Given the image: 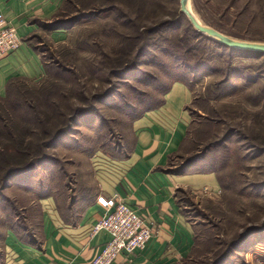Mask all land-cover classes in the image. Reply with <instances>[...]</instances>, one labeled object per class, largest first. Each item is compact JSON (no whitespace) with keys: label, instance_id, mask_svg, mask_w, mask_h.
<instances>
[{"label":"rangeland","instance_id":"rangeland-1","mask_svg":"<svg viewBox=\"0 0 264 264\" xmlns=\"http://www.w3.org/2000/svg\"><path fill=\"white\" fill-rule=\"evenodd\" d=\"M180 1L62 0L58 12L61 10L60 15L63 18H81L88 12L96 15L89 14L77 23L66 25V29H60V35L55 40L50 36L55 31L49 33L41 27L35 43L40 45V52L44 56L46 74L36 81L18 80L12 86L13 97L10 98L8 94V99L6 98V102L2 104L1 114L6 117L7 122H12V126L25 122L19 110L11 109L10 101L15 105V102L25 99L28 102L38 100L40 107H43L45 99L40 94L43 89H46V92L57 90L55 95L57 98H63L62 92L67 93L74 105L79 102L76 98L79 92L90 96L104 91L108 86L106 62L113 57L116 60L124 59L127 53L123 52L121 55V50L128 49L132 42L127 44V38L138 31L143 33L155 21L168 18L176 8L181 9ZM190 9L200 22L226 35L238 40L264 42V0H190ZM186 26L185 23L183 29L162 32L155 38L161 46L168 47L171 39L186 35ZM126 44L128 46L125 47ZM170 50L181 51L179 47ZM155 52L157 57L150 55L147 60L157 64H145L143 66L145 71L158 77L165 87L173 80L183 77L182 70L176 68L177 63L171 57L162 51ZM63 67L73 71L75 75L71 78L64 73L58 74ZM146 77H137L138 80L123 83L120 86L123 95L117 96L116 100L120 105L117 107L112 104L104 105L98 111L107 120L105 125L115 123V130L109 131L114 140L111 142L119 139L122 122H131L133 119L125 116V113L131 112L129 102L137 107L141 105V101L149 97L162 98L160 90L163 87L155 88L154 85H148ZM214 78V75H202L191 80L193 100L187 104V108L192 116V122L197 123L191 127L180 154L183 158H188L197 151H202L208 143L226 138V141H221L211 148L204 164L206 167H213L220 175L223 187L220 185V195L215 198L206 195L211 193L208 189L200 194L203 195L202 199H194L188 195L186 201L191 208L190 215L200 225L197 229L198 241L194 258L186 264H212L215 255L218 252L223 253L239 233L248 227L264 224V153L258 154L255 150L258 142L264 140V101L260 106H253L245 100L246 94L238 89L234 90L233 87L226 92L231 94L230 97L212 101L206 98V90ZM232 82L240 84L242 81L234 79ZM263 83L264 81H261L258 85ZM94 120L96 124L100 122L97 117H94ZM83 121L89 122L87 119ZM228 130L231 137H226ZM2 135L0 125L1 138ZM100 138L93 127L82 124L75 129L74 135L62 138L49 152L61 159L65 169L69 171L76 167L75 153L86 151L90 146L96 148L97 144H103ZM182 160L179 155L175 162L180 163ZM38 175L36 171L29 173L24 176V180L13 182L6 191L7 196L14 200L18 208L19 221L22 217L19 202L22 198L25 199L24 194H27L25 185L38 183ZM60 181L59 175L52 177L49 180L50 187H58ZM17 183H21V186ZM10 206L11 204L5 205L0 202V214L5 216L4 208H7L8 217H5V221L13 219L8 213L11 210ZM259 232L254 233L251 239L243 243L241 250L234 251L225 264H256L247 259L245 251L252 244L264 245V233Z\"/></svg>","mask_w":264,"mask_h":264},{"label":"crops","instance_id":"crops-1","mask_svg":"<svg viewBox=\"0 0 264 264\" xmlns=\"http://www.w3.org/2000/svg\"><path fill=\"white\" fill-rule=\"evenodd\" d=\"M61 3L0 0V13L22 37L20 49L0 61V100L7 97L12 82L45 76L44 58L35 43L41 31L38 21L52 20ZM59 31L50 36L55 40ZM165 100L131 122H122L120 153L111 155L95 146L77 151L76 167L68 171L71 185L61 180L58 187L45 192L40 182L27 184L25 199L19 202L21 220L11 215L13 219L5 221L6 211L5 216L0 214V264H86L111 240L105 230L93 234L94 225L109 210L99 197L125 200L154 231L146 248L121 254L112 264H186L191 260L197 221L186 200L188 195L202 199L205 189L211 190L207 196L218 197L221 184L214 170L199 163L183 172L174 171L192 125L187 108L192 91L177 81ZM58 175L55 168L42 174V179L47 183ZM245 254L249 261L264 264L262 243L252 244Z\"/></svg>","mask_w":264,"mask_h":264},{"label":"trees","instance_id":"trees-1","mask_svg":"<svg viewBox=\"0 0 264 264\" xmlns=\"http://www.w3.org/2000/svg\"><path fill=\"white\" fill-rule=\"evenodd\" d=\"M60 12L61 10L48 22L38 21L41 27L50 33L56 30L66 29V25L77 23L89 16V14L96 15V13L88 12L83 14V16L81 15V18L68 19L66 17L63 18ZM185 23L187 24L185 28L186 35L171 39L168 47L161 46L158 43L155 38L158 34L183 29ZM127 41V44L130 41L132 42H130L129 46L127 44L125 45V47L128 46V49L121 50V55L127 53L125 54V58L116 60L113 57L109 62H106V67H108V86L104 91L90 96L84 92H79V94H76V98L79 101L76 105L72 103L71 97L65 92H62L63 98H57L55 96L57 90L54 91L53 89L48 92H46V89L41 90L42 92L40 94L45 99L43 107H40L38 100L28 102L25 99L21 102H15V105L10 101L11 109L13 111L19 110L25 119V122H19L17 126H12V122H7L6 117L0 112L1 133H3L2 138L0 137V202L5 205L11 204L9 214L19 215L14 200L7 196L6 191L13 185V182L24 180V176L29 173L34 171L38 172L40 188L45 190V192L52 189L49 182L46 183L42 179V174L49 173L55 168L58 169L59 176L62 178L61 180L71 185L72 176L65 169L62 164L63 161L51 154L49 150L54 149L62 138L74 135V131L79 125H90L101 136L100 139L103 141V144H97V150H106L111 155L121 152L123 149L121 137L119 136L116 142H111L114 140L109 135L111 129L115 130V123L110 122L112 124L105 125L104 123H107V120L98 111L104 105L112 104L115 107L120 105V102L118 103L116 100L117 96L122 94L120 86L123 83L129 82L130 80H138L137 77L147 76L146 83H149L148 85H154L155 88L163 87L160 90L162 92V98L149 97L141 101V105L139 104L137 107L129 102L131 112L125 113V116L132 117L133 119H136L145 111L162 106L165 103L164 96L170 91L171 85L174 82H183L192 89L191 80L198 79L202 75H214L215 77L213 83L206 90V98L212 101L221 100L226 96L230 97L231 94L226 93L230 87L246 94L245 100L253 106H260L264 101V83L258 85L261 81H264V52L237 49L220 43L207 34L198 31L190 19L179 8H176L168 18L155 21L143 33L138 31L132 37H128ZM175 47H179L182 52H173L170 50V48L175 49ZM155 51H162L171 57L177 63L176 68L182 70L183 77L173 80L168 87H165V84L158 77L149 74L143 69L145 64H157L147 60V57L150 55L157 57ZM155 60L158 61V59ZM60 73H64L68 75L67 77L71 78L75 75L73 71L65 69L64 67L61 68L58 74ZM234 79H240L242 82L240 84H234L235 82H232ZM17 81L9 85L8 94L10 98L14 95L12 86ZM255 88L259 89L255 91ZM255 92L257 93L255 94ZM6 98L0 100V111H3V107L1 106L6 102ZM214 111L216 112V110ZM94 117L99 118L100 122L96 124ZM85 119L89 120V122H84L83 120ZM196 123L192 122L191 127ZM198 123L201 124L203 122ZM226 137H231L229 130L226 132ZM225 139L221 141H226ZM221 141L219 139V142L208 143L203 147L202 151L199 150L188 158L180 156L183 160L176 164L177 167L174 171L183 172L195 163H199L206 170L215 171L213 167H206L204 164L205 160L208 159L211 148ZM258 143L255 146L256 153L262 154L264 153V140H260ZM218 179L221 184L220 175H218ZM17 184L21 186V183ZM4 209L7 211V208ZM199 225L197 222V229ZM257 231L264 233V224L248 227L239 233L231 240L223 253L218 252L215 255L212 264H225L230 255L234 251L241 250V245L251 239V236Z\"/></svg>","mask_w":264,"mask_h":264},{"label":"built area","instance_id":"built-area-1","mask_svg":"<svg viewBox=\"0 0 264 264\" xmlns=\"http://www.w3.org/2000/svg\"><path fill=\"white\" fill-rule=\"evenodd\" d=\"M21 44L18 28L0 13V61L19 50ZM99 202L109 210L94 225L93 234L105 230L111 240L86 264H112L121 254L131 255L146 248L154 231L144 216L125 200L99 197Z\"/></svg>","mask_w":264,"mask_h":264},{"label":"water","instance_id":"water-1","mask_svg":"<svg viewBox=\"0 0 264 264\" xmlns=\"http://www.w3.org/2000/svg\"><path fill=\"white\" fill-rule=\"evenodd\" d=\"M180 4V10L190 19V21L198 31L205 33L209 37L219 41L220 43L233 48L264 52V42L238 40L229 35H226L218 29L200 22L190 9V0H181Z\"/></svg>","mask_w":264,"mask_h":264},{"label":"bare ground","instance_id":"bare-ground-1","mask_svg":"<svg viewBox=\"0 0 264 264\" xmlns=\"http://www.w3.org/2000/svg\"><path fill=\"white\" fill-rule=\"evenodd\" d=\"M197 18V17H196ZM198 19V18H197Z\"/></svg>","mask_w":264,"mask_h":264}]
</instances>
